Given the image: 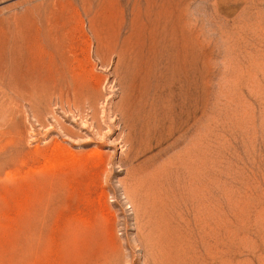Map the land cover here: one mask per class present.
Instances as JSON below:
<instances>
[{"label":"rangeland","instance_id":"rangeland-1","mask_svg":"<svg viewBox=\"0 0 264 264\" xmlns=\"http://www.w3.org/2000/svg\"><path fill=\"white\" fill-rule=\"evenodd\" d=\"M0 264H264V0H0Z\"/></svg>","mask_w":264,"mask_h":264},{"label":"bare ground","instance_id":"bare-ground-1","mask_svg":"<svg viewBox=\"0 0 264 264\" xmlns=\"http://www.w3.org/2000/svg\"><path fill=\"white\" fill-rule=\"evenodd\" d=\"M94 33H95V32H94ZM43 44H44V43H43ZM65 52H66V51H65ZM44 55H45V54H44ZM61 55H62V54H61ZM42 56H43V55H42ZM68 59H69V57H68ZM42 64H43V63H42ZM45 65H46V64H45ZM51 69H52V68H51ZM51 69H50V70H51ZM54 70H55V69H54ZM54 74H55V73H54ZM84 124H85V123H84ZM98 126H99V125H98ZM97 128H98V127H97ZM101 131H102V130H101Z\"/></svg>","mask_w":264,"mask_h":264}]
</instances>
